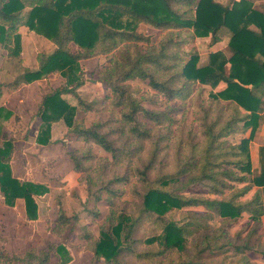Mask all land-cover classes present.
<instances>
[{
    "label": "trees",
    "instance_id": "16d2710c",
    "mask_svg": "<svg viewBox=\"0 0 264 264\" xmlns=\"http://www.w3.org/2000/svg\"><path fill=\"white\" fill-rule=\"evenodd\" d=\"M252 23L259 30L251 28ZM141 24L167 30L165 37L153 42L150 34L139 30ZM20 26L48 37L56 48L50 54H39L38 68H25L10 84L0 82V98L5 86L14 89L52 72L65 77L64 84L45 92L39 102L38 115L42 122L37 141L43 145L52 143L53 122L62 119L79 139L100 145L116 157L118 148L110 138L107 121L96 120L86 125L78 117L79 109L98 110V103L105 99H111L129 132L139 138L150 135V120H172L170 109L158 111L144 105V96H139L129 82L135 78L147 80L166 101L185 98L197 83L210 86L209 107L222 105L224 109L226 103L231 109L227 117L220 112L208 121L206 116L202 139L192 141L189 155L178 158L176 171H162L154 177L150 174L152 164L132 166V172L117 175L102 185L101 189L119 194L112 185L137 176L144 188L139 190L133 184L140 197L138 214L122 209L109 215L100 226L94 247L96 258L104 259L107 264H128L124 259L127 254L153 259L172 249L184 252L189 237L198 230L212 229L205 222L212 215L193 212L194 207L216 211L228 221L217 236L202 232L204 244L199 248V242L195 243L198 253L228 246L237 251L253 250V239L259 238L264 213L259 191L264 187V146L260 147L256 169L250 148L264 111V9L253 8L245 0H230L226 4L217 0H0V42L13 57H18L21 51ZM223 27L232 31L228 41L232 54L228 57L220 49H211L208 62L199 65V54L194 44L191 45L194 39L210 36L209 46L217 45L222 40L219 32ZM71 42L81 50L74 52ZM116 50L118 55H114ZM97 54H111L110 66L99 77L112 97L88 101L78 91L86 82L80 62ZM67 93L77 97L76 105L64 98ZM2 111L0 107V115ZM236 132L247 134L235 143L229 142L226 138ZM3 135L0 192L10 206L17 199H24L28 218L36 219V196L45 194L49 188L45 183L14 176L9 162L13 140L6 133ZM72 155L76 169L81 170L83 158ZM254 187L257 189L253 192ZM199 189L217 197L194 192ZM184 208H191L187 221L179 223L166 218L169 211ZM245 213L250 214V219L232 233L229 225L237 224ZM148 218L162 221V229L143 240L157 248L140 251L141 239L136 236V230L139 222ZM87 224L85 218L78 214L69 216L61 209L55 225L60 243L30 247L12 255L0 253V264H47L53 256L59 264H66L72 258L68 248L73 243L72 235L78 233L82 238H90ZM174 264L202 262L188 258Z\"/></svg>",
    "mask_w": 264,
    "mask_h": 264
},
{
    "label": "rangeland",
    "instance_id": "374dc122",
    "mask_svg": "<svg viewBox=\"0 0 264 264\" xmlns=\"http://www.w3.org/2000/svg\"><path fill=\"white\" fill-rule=\"evenodd\" d=\"M217 1L226 4L230 0ZM245 1L253 8L264 9V0ZM250 27L258 28L254 23ZM139 30L150 34L155 43L164 38L167 32L148 24H141ZM18 31L21 33V51L18 57L11 56L10 50L0 42V82L10 84L25 68H38L39 54H50L56 48L48 37L35 30L20 26ZM219 34L222 40L214 46H209L210 36L194 39L191 45L194 44L199 54V65L208 62L211 49H220L228 57L232 54L228 45L232 31L228 27H223ZM70 48L74 52L81 50L74 42L70 43ZM114 55H118L117 50L114 51ZM110 56L111 54H97L81 60L86 82L78 91L86 100L104 99L107 95L112 97L110 89L104 87L99 77L100 73L110 66ZM129 82L139 96H144V105L158 111L170 109L172 120L162 119L161 122L150 120L148 123L151 128L150 135L139 138L129 132L118 108L110 103L111 99L100 101L98 110L84 112L79 109L78 117L82 118L86 125H91L96 120L107 121L106 128L110 138L118 148L116 157L100 145L79 139L62 119L53 122L51 144L43 145L37 141L42 122L38 115L39 102L45 92L65 83V77L60 72H52L46 77L21 84L14 89L5 86L0 98V107L3 108L0 115V147L5 138L3 134L6 133L14 144L9 161L14 176L21 180L45 183L49 190L43 195L36 196L38 203L36 219L28 218L24 199L19 198L14 206H10L0 192V253L12 255L30 247L43 248L51 243H60L61 236L55 231V225L62 209L69 216L78 214L82 219L85 218L88 222L86 227L91 234L88 239L82 238L78 233L72 235L73 243L68 247L72 258L66 264H107L104 259H98L94 255L100 226L106 222L109 215L122 209L138 214L140 197L135 193L134 190L138 188L133 184H137L139 190L144 187L137 180V176H132L130 181L122 180L113 184L112 187L117 188L119 194L101 189L102 185L117 175L132 172L134 168L132 166L144 167L152 164L150 174L154 177L162 171H176L178 158L189 155L192 141L202 139L206 116L209 121L220 112H223L225 117L231 113L226 103H223L224 109H221L222 105L209 107L210 86L197 83L191 87L190 93L185 98L177 97L166 101L165 96L154 92L147 80L135 78ZM63 96L74 105L78 103L77 97L73 94L67 93ZM175 105L176 107H173ZM246 134L236 132L226 139L235 143ZM72 153L83 158L81 170L76 169ZM95 191L97 194L94 193ZM194 192L212 198L217 197L202 189ZM189 209L191 208L173 209L166 214V218L183 223L189 219ZM193 210L198 213H210L212 218L205 222H209L212 229L198 230L189 237L187 250L183 252L172 249L153 259L127 254L124 256L127 263L174 264L192 258L202 264H253V257H249V252L237 251L232 246L223 250L212 249L198 253L195 243L199 242V248L204 244L201 242L202 232H212L216 235L228 221L216 211H208L203 207H194ZM249 219L250 214L245 213L237 224L229 225V230L232 233L236 232ZM161 227L162 221L154 218L142 219L139 222L136 236L141 239L138 244L140 251L157 248V245H147L143 240L149 235L161 232ZM246 232L243 234L245 235ZM47 264H59L58 258L53 256Z\"/></svg>",
    "mask_w": 264,
    "mask_h": 264
},
{
    "label": "crops",
    "instance_id": "0c3cea01",
    "mask_svg": "<svg viewBox=\"0 0 264 264\" xmlns=\"http://www.w3.org/2000/svg\"><path fill=\"white\" fill-rule=\"evenodd\" d=\"M253 29L259 30L256 27ZM261 146H264V111L261 113L259 127L256 130L250 146L253 169L259 167V150ZM256 189L257 187H254L253 192ZM259 191L262 194L261 206L264 211V187H260ZM259 233V238L257 240L253 239V250L247 251L249 252V257H253V264H264V213L262 215V225L259 229Z\"/></svg>",
    "mask_w": 264,
    "mask_h": 264
}]
</instances>
